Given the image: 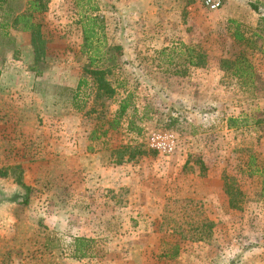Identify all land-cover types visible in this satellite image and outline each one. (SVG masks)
<instances>
[{
  "label": "rangeland",
  "instance_id": "1",
  "mask_svg": "<svg viewBox=\"0 0 264 264\" xmlns=\"http://www.w3.org/2000/svg\"><path fill=\"white\" fill-rule=\"evenodd\" d=\"M252 1L209 10L201 0H49L36 16L47 39L37 72L27 33L0 38V264H264V44L245 52L251 79L220 68L244 49L235 31L248 37L261 24L264 0L260 13ZM83 13L102 25L117 88L105 98L87 85L78 110ZM180 43L202 48L205 65L173 74L179 65L158 51ZM126 92L142 132L121 126L92 140ZM153 132L171 134L172 149L112 154L126 143L150 147ZM225 179L241 192L238 208ZM73 236L93 238L92 253L71 258Z\"/></svg>",
  "mask_w": 264,
  "mask_h": 264
},
{
  "label": "trees",
  "instance_id": "2",
  "mask_svg": "<svg viewBox=\"0 0 264 264\" xmlns=\"http://www.w3.org/2000/svg\"><path fill=\"white\" fill-rule=\"evenodd\" d=\"M49 0H0V38H7L8 42L12 44L13 35L10 30H16L24 33H28L30 46L32 47L33 65L28 69L37 72V64L43 59L45 55L47 39L44 37L42 31V23L36 19V16L45 12L48 9ZM260 2L252 1L249 6L257 13L259 11ZM94 8V7H93ZM97 16H91L90 14L83 13L81 17V34H82V53H84L88 62L83 68V73L86 76H81L76 83L75 92L73 94V106L81 110L79 107V97L81 96V89L87 85L95 88V93L99 97L113 98L116 93L117 86L114 85L111 78H113L115 67L113 58L105 57L102 52V42L100 40V31L102 25L97 22ZM260 26L257 30L252 32V35L246 37L236 30L234 37L237 40H242L244 43V49L240 50V53L234 58H222L220 60V68L236 76L253 77L252 66L247 60V51L256 47L258 40L260 39L264 44V36L260 31H264V15L260 16ZM261 44V45H263ZM259 48H262L259 46ZM159 55L163 56L165 62L170 65H179V69H174L173 74L184 76L186 75L189 67H201L206 63V54L198 45L183 44L180 43L177 46H165L158 51ZM109 60L110 66L102 67L101 61ZM90 77V80L88 77ZM78 101V102H77ZM136 108L131 101V93L126 92L117 101V108L112 113L111 117H106L103 114L97 122L94 123V127L90 131L89 137L92 140L105 139L111 132L118 130L121 126L125 128L126 133L135 132L138 136L142 132L141 126L137 124L134 119ZM140 120V119H139ZM168 125L172 126L177 123V117L171 114L168 117ZM236 120L234 118H227L228 127H234ZM112 154H117L119 161L124 157V153H127V158L132 159L139 155L155 154L156 150L151 149L147 144L143 142H135V144L126 143L118 148L111 150ZM252 160V158H250ZM201 171H205V167L201 161ZM252 161L248 162L250 171H256L258 168H251ZM7 170L0 168V177L7 175ZM223 188L228 196V204L231 208H238L239 202H241V192L233 182L224 180ZM26 202V199L24 200ZM203 226L208 227L210 230L211 222H205ZM191 238L204 239L203 236H192ZM93 238L86 236H73L72 243L69 245L70 257L75 259H82L92 253ZM178 254L177 248L171 253L174 257Z\"/></svg>",
  "mask_w": 264,
  "mask_h": 264
},
{
  "label": "built area",
  "instance_id": "3",
  "mask_svg": "<svg viewBox=\"0 0 264 264\" xmlns=\"http://www.w3.org/2000/svg\"><path fill=\"white\" fill-rule=\"evenodd\" d=\"M202 4L209 10H216L222 6L224 0H201ZM171 134H161L153 132L149 136L150 148L162 149L163 151H170L172 149V142L169 141Z\"/></svg>",
  "mask_w": 264,
  "mask_h": 264
},
{
  "label": "crops",
  "instance_id": "4",
  "mask_svg": "<svg viewBox=\"0 0 264 264\" xmlns=\"http://www.w3.org/2000/svg\"><path fill=\"white\" fill-rule=\"evenodd\" d=\"M20 32V31H19ZM28 34V33H27Z\"/></svg>",
  "mask_w": 264,
  "mask_h": 264
}]
</instances>
